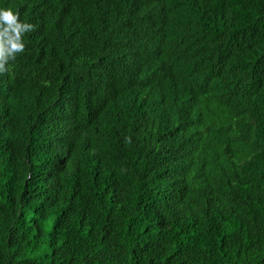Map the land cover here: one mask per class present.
Returning a JSON list of instances; mask_svg holds the SVG:
<instances>
[{
	"label": "trees",
	"instance_id": "obj_1",
	"mask_svg": "<svg viewBox=\"0 0 264 264\" xmlns=\"http://www.w3.org/2000/svg\"><path fill=\"white\" fill-rule=\"evenodd\" d=\"M0 264H264V0H0Z\"/></svg>",
	"mask_w": 264,
	"mask_h": 264
},
{
	"label": "rangeland",
	"instance_id": "obj_2",
	"mask_svg": "<svg viewBox=\"0 0 264 264\" xmlns=\"http://www.w3.org/2000/svg\"><path fill=\"white\" fill-rule=\"evenodd\" d=\"M189 106H191L190 102H189ZM177 107H181V105H178ZM186 108H189V107H186ZM193 111H194V109H192V118H189V116H186L184 118V121H181L179 123L180 124V131L190 133V132H192L194 130V127H192V121H195L197 117H196V114ZM71 150H72V152H71V155L69 156V159L71 158V163H72L73 161H75L74 160L75 151L73 153V148L72 147H71ZM173 195H175V194H173ZM175 197H177V196H175ZM177 201L181 202V200H179L178 198H177ZM178 209L180 211L181 210L183 211L186 208H185V205L182 204V205L178 206ZM156 211H159V210L156 209Z\"/></svg>",
	"mask_w": 264,
	"mask_h": 264
},
{
	"label": "clouds",
	"instance_id": "obj_3",
	"mask_svg": "<svg viewBox=\"0 0 264 264\" xmlns=\"http://www.w3.org/2000/svg\"><path fill=\"white\" fill-rule=\"evenodd\" d=\"M189 102L191 103V106H189ZM193 102V99L190 97V98H185L182 102H181V104H183V105H185L186 107H189V108H187V110H189V112H190V114L192 113V109H194V110H196L194 113L196 114V120L195 121H192V124H194V125H192V127H194V130L196 129V121L197 120H200V119H202V115L199 113V111H200V109L198 108V109H195V108H192V103ZM181 104H179V105H181ZM191 108V109H190ZM187 110H185L184 111V117H183V120L182 121H184V118L187 116ZM191 110V111H190ZM189 118H192V115L190 116L189 115ZM180 126V125H179ZM182 132V131H181ZM68 158H69V155H67V157H66V159L68 160ZM65 159V160H66ZM67 162V161H66ZM28 177H29V174H28ZM174 196H176V195H174Z\"/></svg>",
	"mask_w": 264,
	"mask_h": 264
},
{
	"label": "water",
	"instance_id": "obj_4",
	"mask_svg": "<svg viewBox=\"0 0 264 264\" xmlns=\"http://www.w3.org/2000/svg\"><path fill=\"white\" fill-rule=\"evenodd\" d=\"M67 161V159L64 161V163Z\"/></svg>",
	"mask_w": 264,
	"mask_h": 264
}]
</instances>
